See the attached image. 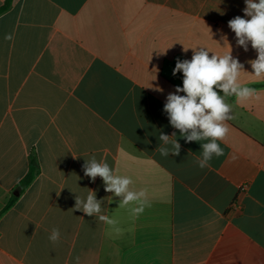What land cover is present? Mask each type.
I'll list each match as a JSON object with an SVG mask.
<instances>
[{
	"label": "crops",
	"instance_id": "obj_1",
	"mask_svg": "<svg viewBox=\"0 0 264 264\" xmlns=\"http://www.w3.org/2000/svg\"><path fill=\"white\" fill-rule=\"evenodd\" d=\"M244 7L245 0H9L0 13V264H264V79L241 75L260 98H228L236 118L210 168L196 165L200 143L181 138L163 111L178 86L177 59L193 55L183 46L223 54L224 35L253 72L247 61L256 51L237 46L228 27ZM161 132H176L178 156L159 154ZM92 157L146 189L151 206L138 218L119 208L100 177L84 175ZM30 167L33 180L20 193ZM89 190L121 235L75 211L76 195Z\"/></svg>",
	"mask_w": 264,
	"mask_h": 264
},
{
	"label": "clouds",
	"instance_id": "obj_2",
	"mask_svg": "<svg viewBox=\"0 0 264 264\" xmlns=\"http://www.w3.org/2000/svg\"><path fill=\"white\" fill-rule=\"evenodd\" d=\"M243 12L244 17L237 15L228 21V27L235 34L237 46L247 52L250 44L256 51L257 57L247 61L252 73L245 71L244 64L232 56L231 45L224 35L222 40L227 42L229 51L217 54L206 46H183L184 52L192 49V58L182 61L178 58L172 73L173 76L183 74L182 86H176L175 91L167 95L163 111L167 114L170 125L179 131L181 138L186 142L200 143L201 154L195 161L200 169L210 168L214 157L219 158L225 154L220 142L229 134L228 121L236 118L228 98L234 97L236 104L260 98L255 88L241 83V75L251 74L257 79H264V0H245ZM5 39L11 40L12 36L6 35ZM166 51L167 49L161 54ZM156 90L163 91L159 88ZM176 137V132L171 135L162 132L159 134L160 144L157 150L162 157L180 154L181 145ZM83 171L93 182L100 177L104 191L120 198L118 207L127 209L132 217L138 218L151 206L147 190H135L132 178L119 174L107 162L92 157L85 160ZM102 202L97 199L95 191L89 190L86 197L76 195L74 209L89 217H97L99 221L109 225L117 236L121 235L118 220L102 214ZM59 238V230L52 229L50 241L55 243Z\"/></svg>",
	"mask_w": 264,
	"mask_h": 264
},
{
	"label": "trees",
	"instance_id": "obj_3",
	"mask_svg": "<svg viewBox=\"0 0 264 264\" xmlns=\"http://www.w3.org/2000/svg\"><path fill=\"white\" fill-rule=\"evenodd\" d=\"M8 7H9V0H6L5 3H4V5L0 8V13L3 12V11H5ZM174 68H175V65H174ZM177 77H178V86H182L183 74L182 73H177ZM34 171H35V169L33 167H30L28 169V171L25 174V176L18 183V186H17V191L18 192H20V193L23 192L29 186V184L33 180ZM15 199H16L15 197H11L10 200L5 205V207L3 208V211H5L6 209H8L14 203Z\"/></svg>",
	"mask_w": 264,
	"mask_h": 264
},
{
	"label": "built area",
	"instance_id": "obj_4",
	"mask_svg": "<svg viewBox=\"0 0 264 264\" xmlns=\"http://www.w3.org/2000/svg\"><path fill=\"white\" fill-rule=\"evenodd\" d=\"M236 204L235 203H233V206H235Z\"/></svg>",
	"mask_w": 264,
	"mask_h": 264
}]
</instances>
